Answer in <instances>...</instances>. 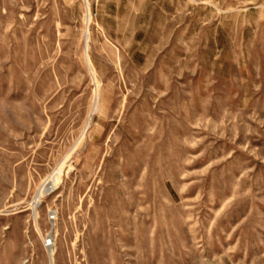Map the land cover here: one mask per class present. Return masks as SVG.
I'll return each instance as SVG.
<instances>
[{
    "label": "rangeland",
    "instance_id": "374dc122",
    "mask_svg": "<svg viewBox=\"0 0 264 264\" xmlns=\"http://www.w3.org/2000/svg\"><path fill=\"white\" fill-rule=\"evenodd\" d=\"M0 264H264V0H0Z\"/></svg>",
    "mask_w": 264,
    "mask_h": 264
},
{
    "label": "built area",
    "instance_id": "2783aa9c",
    "mask_svg": "<svg viewBox=\"0 0 264 264\" xmlns=\"http://www.w3.org/2000/svg\"><path fill=\"white\" fill-rule=\"evenodd\" d=\"M45 244H46V246H49V245L51 244V242H50L49 240H47V241L45 242Z\"/></svg>",
    "mask_w": 264,
    "mask_h": 264
}]
</instances>
